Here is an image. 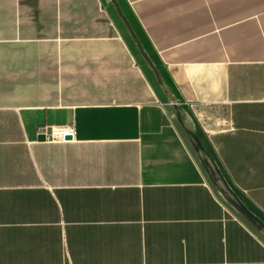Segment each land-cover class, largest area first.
Instances as JSON below:
<instances>
[{
    "label": "crops",
    "instance_id": "0c3cea01",
    "mask_svg": "<svg viewBox=\"0 0 264 264\" xmlns=\"http://www.w3.org/2000/svg\"><path fill=\"white\" fill-rule=\"evenodd\" d=\"M0 264H264V0H0Z\"/></svg>",
    "mask_w": 264,
    "mask_h": 264
},
{
    "label": "built area",
    "instance_id": "2783aa9c",
    "mask_svg": "<svg viewBox=\"0 0 264 264\" xmlns=\"http://www.w3.org/2000/svg\"><path fill=\"white\" fill-rule=\"evenodd\" d=\"M36 133L42 136L44 141L63 142L67 141V135H74V129L71 126H48L40 125L36 129Z\"/></svg>",
    "mask_w": 264,
    "mask_h": 264
},
{
    "label": "rangeland",
    "instance_id": "374dc122",
    "mask_svg": "<svg viewBox=\"0 0 264 264\" xmlns=\"http://www.w3.org/2000/svg\"><path fill=\"white\" fill-rule=\"evenodd\" d=\"M175 101V100H174ZM175 103V102H174ZM200 151V155H201V166L203 167V171L205 173V176L208 180V182L215 187V183H216V176L213 174V171L209 169L208 165H207V161H208V156L199 148ZM217 193L219 195H222V193L218 192Z\"/></svg>",
    "mask_w": 264,
    "mask_h": 264
},
{
    "label": "bare ground",
    "instance_id": "6f19581e",
    "mask_svg": "<svg viewBox=\"0 0 264 264\" xmlns=\"http://www.w3.org/2000/svg\"><path fill=\"white\" fill-rule=\"evenodd\" d=\"M171 102L174 103V98L170 95Z\"/></svg>",
    "mask_w": 264,
    "mask_h": 264
},
{
    "label": "water",
    "instance_id": "95a60500",
    "mask_svg": "<svg viewBox=\"0 0 264 264\" xmlns=\"http://www.w3.org/2000/svg\"><path fill=\"white\" fill-rule=\"evenodd\" d=\"M66 138H67V139H70V138H71V135H67Z\"/></svg>",
    "mask_w": 264,
    "mask_h": 264
}]
</instances>
